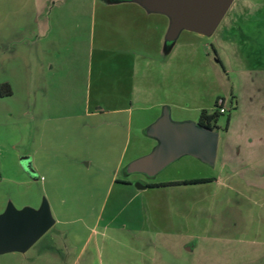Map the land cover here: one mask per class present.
Instances as JSON below:
<instances>
[{
	"label": "crops",
	"instance_id": "obj_1",
	"mask_svg": "<svg viewBox=\"0 0 264 264\" xmlns=\"http://www.w3.org/2000/svg\"><path fill=\"white\" fill-rule=\"evenodd\" d=\"M145 17L155 18L150 26L155 39L147 50ZM168 27L166 16L148 13L128 0H0V86L11 90L9 96H0V102L22 95L30 166L34 169L42 151L39 138L35 139L37 124L98 118L101 123L93 122V127L108 120L124 130L106 185V197L112 195L107 220L97 219L82 242L72 239L76 232L71 229L57 230L66 233L74 251L69 264H166L159 234L189 238L186 253L199 250L200 264H264V63L260 59L222 71L230 92L224 127L216 123L218 144L212 166L188 156L183 165L190 170L165 180L146 181L143 174L127 172L130 162L156 146L145 134L162 107L172 121L197 123L200 112L212 113L222 97L218 89L222 79L212 69L211 84L217 91L212 107L187 93L184 102L175 100L180 63L190 62L193 52L206 59L210 43L193 33L166 44ZM133 112L139 121L135 123L139 145L128 160ZM145 113L149 118L144 122ZM123 168L126 174L119 178ZM158 210L168 220L163 226L164 219L155 215ZM191 216L194 223H184V217ZM119 217L122 220L117 222ZM245 248L251 249V256L240 252ZM172 263L182 261L172 259Z\"/></svg>",
	"mask_w": 264,
	"mask_h": 264
},
{
	"label": "rangeland",
	"instance_id": "obj_2",
	"mask_svg": "<svg viewBox=\"0 0 264 264\" xmlns=\"http://www.w3.org/2000/svg\"><path fill=\"white\" fill-rule=\"evenodd\" d=\"M153 19L145 17V50L146 45L155 39L151 30ZM193 35L195 34L192 32L183 31L177 42ZM201 40L210 43L207 58H199L198 53L193 52L190 62L187 61L185 65L180 63L174 83L175 100L184 102V98L190 95L193 99L201 100L204 106L212 107L213 94L217 91L211 84V70L216 69V74L222 79L218 89L227 109L230 84L222 76V71H231L234 66L242 63L248 64L253 58L264 63V0H233L213 34L203 36ZM164 108L162 107V110ZM143 115L145 122L149 114ZM226 117V113L219 116L217 124L220 129L224 127ZM101 121L98 118H79L60 121L57 124H37L35 139L39 138L42 151L33 162L36 168L30 166V170H27L21 164L22 158H30L24 141L22 95H17L12 101L0 102V214L9 207L15 211L37 212L46 202L55 221L53 227L27 251L0 253V264H69L74 251L70 250L66 233L57 230L61 227L71 229L76 232V237L72 239L82 242L87 237L88 228L97 219L107 220L112 195L106 197V185L121 151L124 130L108 124V120L97 127L92 126L93 122ZM138 122L134 115L133 125L127 137L128 160L139 145V135L135 129V123ZM187 157L183 156L171 163L153 178L143 177L146 181H160L187 172L190 169L183 165L185 159H190ZM75 160L78 161L77 166L74 164ZM125 163L126 161L123 166ZM125 174L123 168L117 176L122 178ZM129 209L130 206L124 213ZM155 215L165 218L159 210ZM186 218L184 217V223H194L193 216L191 219ZM58 220L67 223L61 226ZM121 220L119 217L117 222ZM167 223L168 220L164 219L162 226ZM157 241L165 246V251L168 250L167 253L160 251L167 261L166 264H175L172 259L181 260V264H185V260L191 264H200L199 250L186 253L184 246L189 244V238L183 235L159 234ZM250 250L245 248L240 249V252L251 256ZM226 255L224 253L222 256Z\"/></svg>",
	"mask_w": 264,
	"mask_h": 264
},
{
	"label": "water",
	"instance_id": "obj_3",
	"mask_svg": "<svg viewBox=\"0 0 264 264\" xmlns=\"http://www.w3.org/2000/svg\"><path fill=\"white\" fill-rule=\"evenodd\" d=\"M146 12L164 15L169 20L166 44L174 43L182 31L202 36L213 34L233 0H128ZM146 135L156 141L150 153L127 166L130 174L154 177L172 162L191 156L212 166L215 163L218 133L191 121L176 122L164 108L160 117L149 125ZM22 166L30 170V159L22 158ZM54 219L44 202L37 212L15 211L11 207L0 214V253L25 252L50 228Z\"/></svg>",
	"mask_w": 264,
	"mask_h": 264
},
{
	"label": "trees",
	"instance_id": "obj_4",
	"mask_svg": "<svg viewBox=\"0 0 264 264\" xmlns=\"http://www.w3.org/2000/svg\"><path fill=\"white\" fill-rule=\"evenodd\" d=\"M11 94V90L7 85H1L0 86V96H9ZM222 115L219 113V111L216 109L212 113H208L205 110H202L199 114V118L197 121V124L209 128L212 130H215L217 128L216 123L218 121L219 116ZM200 182V181H191V183ZM179 183H171L170 185H176Z\"/></svg>",
	"mask_w": 264,
	"mask_h": 264
},
{
	"label": "built area",
	"instance_id": "obj_5",
	"mask_svg": "<svg viewBox=\"0 0 264 264\" xmlns=\"http://www.w3.org/2000/svg\"><path fill=\"white\" fill-rule=\"evenodd\" d=\"M224 103H225L224 99H221V98L217 99L215 102L216 109L221 114L225 113Z\"/></svg>",
	"mask_w": 264,
	"mask_h": 264
}]
</instances>
